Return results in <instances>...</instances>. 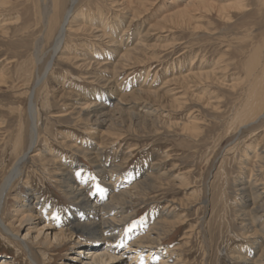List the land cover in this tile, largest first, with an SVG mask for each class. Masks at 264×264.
<instances>
[{"label": "rangeland", "instance_id": "rangeland-1", "mask_svg": "<svg viewBox=\"0 0 264 264\" xmlns=\"http://www.w3.org/2000/svg\"><path fill=\"white\" fill-rule=\"evenodd\" d=\"M8 1L0 10V185L15 158L29 146L28 95L46 67L53 42L51 37L48 39L53 24L50 18L54 15L50 9L52 0ZM124 1L120 0L111 9L107 5L109 0H81L76 9L75 14L85 12V20L76 19V25L91 30L75 31L76 25H71L61 58L55 60L49 79L34 95L41 117L37 124L36 152L47 155L55 164L43 165L40 154L29 155L21 181L16 182L3 206L6 225L13 223L20 204L38 201L33 209L43 215V221L59 225L53 232L61 227L74 228L71 226L74 209L83 208L71 200L62 180L55 176L60 168L73 174L75 183L81 185L89 180L84 186L89 188L88 198L95 196L103 203L112 195L104 181L108 176H113V182L121 179L120 192L152 178L153 187L130 206V218L120 229L121 237L136 238L139 233L149 231L154 221L172 222L182 217L186 225L174 228L168 235L154 237L157 243L150 246L152 255L148 256L150 249L146 248L139 255L142 259L138 264L149 261L148 264H159L162 258L167 264H244L238 260L239 256L258 259V244L251 249V243L243 235L247 229L241 225L237 211L245 201L238 191L240 184L249 181V174L242 168V156L253 157L257 142L264 141V119L245 128L253 118L248 115L250 100L259 95V90L250 88L253 78L248 70L263 61L259 57L264 55V15L260 18L261 31H257L252 21L259 20H243L236 14L227 22L210 14L208 4L185 8L189 0ZM102 20L104 23L100 25ZM254 35L259 38L257 41L252 40ZM246 40L257 43L242 47ZM203 71L209 79L196 75ZM109 91L116 93L115 97L109 96ZM105 94L111 103H106L102 113H93L90 118L78 114L77 108L84 107V102L101 103L99 99ZM121 95L123 102L129 104L130 112L141 117L133 125L126 120L111 125L108 116H103ZM175 98L182 101L176 104ZM206 100L210 101L209 105ZM185 127L188 128L185 130ZM97 184L104 189L103 193L97 191ZM263 202L261 199L257 204ZM73 220L76 222L77 218ZM43 223L35 221L40 228ZM261 226L259 222L256 224L257 228ZM29 228L14 221L19 239H23ZM86 233L77 232L76 238L69 241L52 240L48 246L45 235L35 240L37 243L31 239L36 236L33 230L27 239L35 242L29 256L20 242L8 240L0 230V259L10 264H32L31 258L37 264H68L83 241H91ZM128 239L126 243L130 245L132 241ZM257 240L264 246L263 235ZM125 250L121 248L119 254ZM129 263L133 259L125 255L116 264Z\"/></svg>", "mask_w": 264, "mask_h": 264}, {"label": "bare ground", "instance_id": "bare-ground-1", "mask_svg": "<svg viewBox=\"0 0 264 264\" xmlns=\"http://www.w3.org/2000/svg\"><path fill=\"white\" fill-rule=\"evenodd\" d=\"M37 1V0H36ZM39 1V0H38ZM49 1V0H48ZM107 1V0H106ZM120 1V0H119ZM118 0H109L108 2V7H110L111 9L113 7H116V5H118ZM122 1V0H121ZM126 1V0H125ZM124 1V2H125ZM136 1V0H135ZM31 2V1H30ZM34 2V1H33ZM41 2V1H40ZM88 2V1H87ZM140 2V1H139ZM155 2V1H154ZM187 2V1H186ZM45 3V1H44ZM82 3L81 0H52V5L51 8L52 9V14H54L52 17L50 15V20L52 19V28L51 25L49 27L50 31H48L49 33V37L48 39L51 37L53 42L51 43V50H50V57L48 62H46L47 64L45 65L46 67L44 68V70L42 71V73H40V75L36 78V82L33 85V87H31V90L29 92V104H28V109L27 111L29 112V120H30V134H29V138L27 140L28 143V147L27 150H25L22 154L18 155L15 158V162L14 164L11 166L9 172L4 176V179L0 185V230L5 234V236L8 238V240H13L20 242L23 247L27 250V252L29 253V256L32 255V251L33 247H35V245L33 243H35V240H39L41 236L45 235V239L48 244V246H50L52 244V240L53 241H66L69 239H73L76 238V233L77 232H87L86 235H88L89 239L91 240L90 242H84L77 248V251H75V254H73L71 262H69L68 264H116L117 262L121 261L123 259V257L125 255H130V258L133 259V263H129V264H138L137 262L142 259L141 253L142 251L146 250V248L150 249L148 250V256L151 254L153 250L150 248V246L154 245L157 243V240L154 238L157 235H168L170 234V232L174 231V228L177 229V227L182 226V225H186V220H184L182 217L178 218L177 220H173L172 222H169L168 220L163 221L164 223L161 222H151V228L149 231H147L146 233L142 234L139 233V236L134 238H129L128 236L125 237H121L122 232H120V229L123 228V224H125V221L130 218V213H129V208L130 206L133 205V203L138 200L141 196V194H145L146 192H148L153 186H151V183H153V179L152 178H148L145 181H142L140 183H134V188L132 187L131 190L129 191H124V192H120V186L121 179L115 180L113 182V176H108L104 181L106 183V185H108L109 190L107 189V191H111L110 193H112L111 198L108 200V202H101L100 199L98 200V197L96 198L94 196V198L90 199L88 198L86 192H88L89 188L88 187H84L85 183H89V180H86L85 182L78 184L75 183V179L74 177H72V175L70 176L68 172H66L65 169H58L57 173H56V177H60L59 179L62 180V184L64 185V190L68 193L69 197L71 198V200L78 204L81 208H76L74 209V214L73 216H71L72 218V225H74V228L71 230L68 229H62V227L60 228V230L58 229L57 232H53L57 230V228H59V225H57L56 223H51V221H43V218L41 215V213L39 214V212H36L33 208L34 204H37L38 201H33V203H28L27 204H20L19 208L16 209V214L17 217L13 220V223L11 224H7L5 223V210L3 209L4 203L7 202L9 196H10V191L13 189L14 185L16 184V182L21 181L22 179V172L24 171V168L26 166V164L29 162L28 158L29 155L32 154L33 156H38L40 153L36 152V147L38 146L37 142H38V128H37V124H38V119L39 118V113L37 106L35 104L36 98H35V92L38 88H40V85L45 83L49 78L48 75L51 73L54 65H55V60L57 58H61L60 53H62V50L64 49V43L67 37V34L71 31V25H76L77 20L83 22L84 19V13H82L81 15L79 14H75L76 9L80 6L79 4ZM90 3V2H89ZM123 3V2H122ZM149 3V1L147 2ZM7 4H9L8 0H0V10L2 9V7H5ZM51 4V3H50ZM129 4V3H128ZM136 4V3H135ZM139 4V3H137ZM152 4V3H150ZM173 4V3H172ZM184 4V3H183ZM208 4V8L210 10V14L213 15H218L222 20L230 22L231 20H233V17L237 15H241L242 19H249L252 20H259V22L256 21H252L253 25L258 28V30L261 31V27L262 25H260V18L261 16L264 15V0H189L186 4H185V8H188L190 5L193 6H203V5ZM254 4V6H253ZM35 5V4H34ZM141 5V3H140ZM255 5L257 7H255ZM95 6V5H94ZM97 6V5H96ZM135 6V5H133ZM145 6V4L143 5ZM147 6V5H146ZM43 9H44V4L42 5ZM119 7V6H118ZM123 7V6H122ZM130 7V6H129ZM99 8V7H98ZM97 8V9H98ZM124 8V7H123ZM190 8V7H189ZM198 8V7H197ZM200 8V7H199ZM33 9V7H32ZM127 8H124V10ZM131 9V8H130ZM183 9V8H182ZM196 9V8H195ZM195 9H191L195 10ZM205 9V8H204ZM37 10H40L39 8ZM122 10V11H124ZM185 10V9H183ZM188 10V9H187ZM186 10V11H187ZM101 11V10H100ZM104 11V10H103ZM182 10H180L179 12H181ZM205 11V10H204ZM20 12V11H19ZM41 12V10L39 11ZM176 12V11H175ZM36 13V12H35ZM34 13V14H35ZM43 13V12H42ZM173 13V12H172ZM184 13V12H183ZM38 14V13H37ZM176 15V13H174ZM173 14V15H174ZM88 15V14H87ZM100 15H102L100 13ZM179 15V14H178ZM185 15V14H184ZM188 15V14H187ZM37 16V15H36ZM40 18H42L41 15H39ZM92 16V15H91ZM90 17V19H93L92 17ZM103 16V15H102ZM130 16V15H129ZM181 16V15H180ZM183 16V15H182ZM47 17V16H46ZM86 17V15H85ZM168 17V16H167ZM171 17V14H170ZM184 17V16H183ZM34 18V17H33ZM38 18V16H37ZM87 18V17H86ZM133 18V17H132ZM165 18V17H164ZM172 18V17H171ZM219 18V19H220ZM75 19V21H74ZM176 19V18H175ZM172 19V20H175ZM40 20V19H38ZM94 20V19H93ZM167 20V19H166ZM42 19L40 20L41 23ZM135 21V20H134ZM165 21V20H164ZM170 21V20H169ZM250 21V22H251ZM27 22V21H25ZM43 22V21H42ZM93 22V21H92ZM90 21V23H92ZM102 22V24H101ZM163 22V21H162ZM166 22V21H165ZM164 22V23H165ZM174 22V21H173ZM46 23V22H45ZM104 21H100V25H103ZM185 24V23H184ZM188 24V23H187ZM31 25V23L29 24ZM106 25V24H105ZM104 25V26H105ZM167 25V24H165ZM227 25V24H226ZM37 26V25H36ZM31 27V26H30ZM77 27V28H76ZM76 29L75 31H81L83 30L84 32H89V30H91L90 28H84L82 25H76ZM152 27V26H151ZM83 28V29H82ZM94 28V27H93ZM100 28V27H99ZM31 28H29L30 31ZM33 29V28H32ZM73 29V28H72ZM96 29V28H95ZM94 29V30H95ZM101 29V28H100ZM24 30V29H23ZM34 30V29H33ZM36 30V29H35ZM49 30V29H48ZM161 30V29H160ZM263 30V28H262ZM28 31V30H27ZM38 31V30H37ZM256 31V32H257ZM96 32V31H94ZM99 32V31H98ZM102 32V31H101ZM33 33V32H32ZM35 33V32H34ZM37 33V32H36ZM47 33V34H48ZM73 33V32H72ZM100 33V32H99ZM229 33V32H228ZM71 34V33H69ZM94 34V33H93ZM91 34V35H93ZM102 34V33H101ZM254 34V33H253ZM76 35V34H74ZM78 35V34H77ZM108 35V34H107ZM256 35V34H255ZM252 38V40L257 41L262 35L261 32L258 33V37L256 36ZM30 36V35H29ZM28 36V37H29ZM98 37V35H97ZM34 38V37H33ZM102 38V37H101ZM227 38V37H225ZM114 39V38H113ZM30 40V39H29ZM261 41V40H260ZM29 42V41H28ZM73 42V41H72ZM253 43V41H250ZM249 40H246V42L242 45V47H246L249 43ZM214 43V42H213ZM248 43V44H247ZM257 43V42H255ZM253 43V44H255ZM29 44V43H28ZM69 44V43H68ZM239 44V43H238ZM252 44V45H253ZM264 44V43H263ZM261 45V44H260ZM68 47V46H67ZM260 47V46H259ZM219 49V48H218ZM87 50V49H86ZM249 51V50H248ZM130 52V51H129ZM247 52V51H246ZM262 52V51H261ZM131 53V52H130ZM242 54V53H241ZM125 56V55H124ZM130 56V55H127ZM259 56V55H258ZM264 56V55H263ZM260 56L259 58L261 60H263L259 65L257 66H251V68H249L248 70V74L250 75V77H252V82L250 84V88L253 87L252 89L255 90H259V95L257 97V99H255V97L251 98V113L248 114L251 118V116L253 117L249 125H246L245 128L247 127H251L252 124H254L255 122H258L259 120H263L264 119V57ZM63 58L66 59V57H64V55L62 56ZM126 57V56H125ZM249 57V56H248ZM69 58V57H68ZM124 58V57H123ZM247 58V57H246ZM122 59V58H121ZM124 61V59H123ZM131 61V60H130ZM249 61V60H248ZM133 62V61H132ZM138 62V61H137ZM254 62V61H253ZM127 63V62H126ZM139 63V62H138ZM203 63V62H202ZM249 63V62H247ZM84 64V63H83ZM134 64V63H133ZM90 65V64H89ZM127 65V64H126ZM245 65V64H244ZM105 66V65H104ZM121 66V63H120ZM124 66V65H123ZM192 66V65H191ZM83 67V66H81ZM86 67V66H85ZM84 67V68H85ZM88 67V66H87ZM86 67V68H87ZM118 67V66H117ZM204 67V66H203ZM101 68V67H100ZM119 68V67H118ZM122 68V67H121ZM170 68V67H169ZM120 70V69H119ZM225 70V69H224ZM197 72V71H196ZM195 72V73H196ZM164 74V73H163ZM238 74V73H237ZM242 74V73H241ZM197 76H206L207 79H209V75L207 72H204L202 74L198 73L196 74ZM246 75V74H245ZM190 76V75H189ZM193 76V75H192ZM213 76V75H212ZM10 77V76H9ZM191 77V76H190ZM195 77V76H194ZM205 77V78H206ZM214 77V76H213ZM48 78V79H47ZM187 78V76L185 77ZM197 78V77H196ZM181 79V78H180ZM189 79V78H187ZM193 79V78H191ZM251 79V78H250ZM195 80V79H194ZM198 80V79H196ZM203 80V79H202ZM241 79H239L240 81ZM114 81V80H113ZM184 81V80H183ZM191 81V80H190ZM210 81V80H209ZM216 81V80H215ZM249 81V80H248ZM254 81V82H253ZM112 82V81H111ZM110 82V83H111ZM176 82H180L179 80ZM185 82V81H184ZM199 82V81H197ZM201 82V81H200ZM205 82V81H204ZM100 83V82H99ZM105 83V82H104ZM227 83V82H226ZM241 83V82H239ZM181 84L183 85V83L181 82ZM180 84V85H181ZM196 84V82H195ZM202 84V82L200 83ZM108 85V84H107ZM176 85V84H175ZM174 85V86H175ZM178 85V84H177ZM181 85V86H182ZM198 85V83H197ZM186 86V85H185ZM184 86V87H185ZM229 86V85H228ZM249 86V85H248ZM192 87V86H191ZM193 87H196L193 84ZM207 87V86H206ZM236 87V86H235ZM42 88V87H41ZM187 88L189 89L190 86L187 85ZM179 89H181L179 87ZM192 89V88H191ZM190 89V90H191ZM198 89V88H197ZM204 89V88H203ZM235 89V88H234ZM174 90V89H173ZM183 90V89H182ZM195 90V88H194ZM193 90V92H194ZM245 90V89H244ZM181 91V90H180ZM39 92V91H38ZM111 92V91H109ZM128 92V91H127ZM139 92V91H138ZM137 92V93H138ZM147 92V91H146ZM171 92V91H170ZM185 92V91H184ZM245 92V91H244ZM112 93V94H111ZM108 93L109 96L114 95L113 97H115V94H113V92ZM178 93V92H177ZM186 93V92H185ZM64 94V93H62ZM140 94H142L140 92ZM139 94V95H140ZM181 94V93H180ZM179 94V95H180ZM212 94V93H211ZM238 94V93H237ZM144 95V94H143ZM149 95V94H147ZM172 95V94H171ZM187 95V94H185ZM193 95V94H191ZM37 96V95H36ZM107 96V94H105L104 96L102 95V97H100L99 100H101V103H97L96 101H86L83 103L84 107H79L77 108L79 111V115H86L87 117H91L93 113H102L104 109H106V103H111V98L110 99H105ZM129 96V95H128ZM131 96V95H130ZM142 96V95H141ZM157 96V95H156ZM155 96V97H156ZM196 97L198 95H195ZM246 96V95H245ZM250 96V95H249ZM255 96V95H254ZM127 97V96H126ZM149 97V96H148ZM173 97V96H172ZM175 97V95H174ZM190 97V96H189ZM193 97V96H192ZM75 98V97H73ZM105 101H104V99ZM136 98V96H135ZM133 98V99H135ZM140 98V97H139ZM178 98V96H177ZM195 98V97H194ZM204 98V97H203ZM201 97V99H203ZM248 98V96H247ZM153 99V98H152ZM161 99V98H160ZM171 99V98H170ZM183 99V98H181ZM196 99V98H195ZM250 99V97H249ZM116 100L119 102H117L116 105H114V107L112 109H109L105 114H103V116H108L111 125L113 123L116 122V124L120 121L121 123L124 122L125 120L128 121L130 123V125H133L134 122H137L141 117L137 116L136 114H134V112H130L129 108V104L124 103L123 99H122V95L121 97L119 96V99L116 98ZM136 100V99H135ZM158 100V99H157ZM156 100V101H157ZM176 104H178L180 101L179 99H174ZM205 100V99H204ZM104 101V102H103ZM208 102V105L210 103L209 100H206ZM236 101V100H235ZM234 101V102H235ZM240 101V100H239ZM242 101V100H241ZM249 101V102H250ZM103 102V103H102ZM174 102V101H173ZM174 102V103H175ZM184 102V101H183ZM245 102V101H244ZM135 103V102H134ZM173 103V105H174ZM206 103V102H205ZM183 104V103H182ZM247 104V102H246ZM38 105V104H37ZM169 105V103H168ZM172 105V104H171ZM187 105V104H186ZM82 106V105H81ZM148 107V106H147ZM162 107V106H161ZM171 107V106H170ZM177 107V106H175ZM244 107V106H243ZM247 107V105H246ZM250 108V107H249ZM171 109V108H170ZM180 109V108H179ZM113 110V111H112ZM242 110V109H241ZM240 112V111H239ZM236 114V113H235ZM98 115V114H96ZM94 115V116H96ZM79 116V117H80ZM101 116V115H98ZM246 117V118H249ZM233 117H231L232 119ZM83 119V117H82ZM141 120V119H140ZM145 120V119H144ZM98 121V120H97ZM105 121V120H104ZM248 121V120H247ZM148 122V121H147ZM232 122V121H231ZM249 122V121H248ZM127 124V122H125ZM152 123V122H151ZM194 123V122H191ZM190 123V124H191ZM227 123V122H226ZM189 124V123H188ZM248 124V123H247ZM93 125V124H92ZM138 125V124H137ZM183 125V124H182ZM129 126V125H128ZM155 127V125H152ZM157 126V125H156ZM173 126H177V125H173ZM191 125H188V127ZM194 126V125H193ZM192 126V127H193ZM130 127V126H129ZM152 127V128H154ZM187 127V128H188ZM191 127V128H192ZM231 127V126H230ZM4 128V127H3ZM144 128V127H143ZM182 128V127H181ZM185 127V130L187 129ZM190 128V129H191ZM16 130V129H15ZM234 130V129H233ZM21 131V130H20ZM27 132V130H26ZM188 132V131H187ZM186 133V132H185ZM192 133V131H191ZM254 134V133H253ZM20 135V134H19ZM195 135V134H194ZM17 136V135H16ZM21 136V135H20ZM25 137V136H24ZM262 137V136H261ZM54 139V138H53ZM244 139V138H243ZM264 141H259L257 142L258 144L256 145V147L253 149L254 151L252 152L253 157L249 156V155H245L242 156L244 158L243 161V166L242 168H244V171L247 172L249 174V181L248 183H242L240 184V189L238 190L240 192V194L242 195L243 198H245V201L243 202L244 205H241V208L238 209L237 211V217H240V219H242L241 221V225L243 226L244 229H247V232L245 231V233L243 234L244 237H246V240L249 241L251 243V249H255V247L258 244V248L260 249L259 251V257L258 259L254 260L251 259L250 257H242L239 256L238 260H241L244 264H264V246H262L259 243H257V237L263 235L264 236V202L262 204H257V202L259 200L262 199V201L264 200V146H262ZM8 143V142H7ZM46 143V142H45ZM65 143V142H64ZM237 143V142H236ZM67 145V143H66ZM234 146V145H233ZM255 146V145H254ZM23 147V146H22ZM73 147V146H70ZM75 147V146H74ZM81 147V146H80ZM91 147V145H90ZM94 147V146H93ZM103 147V146H100ZM99 147V148H100ZM105 147V146H104ZM253 147V146H252ZM76 148V147H75ZM98 148V147H96ZM250 149V148H249ZM79 150V149H78ZM94 150V149H93ZM92 150V151H93ZM244 150V149H243ZM73 151V150H72ZM80 151V150H79ZM99 151V150H97ZM126 151V150H125ZM250 151V150H249ZM16 152V151H15ZM77 152V151H76ZM83 153V151H80ZM87 152V151H85ZM95 152V150H94ZM246 152V151H245ZM247 153V152H246ZM17 154V153H16ZM90 154V153H89ZM41 155V154H40ZM39 155V156H40ZM98 155V154H97ZM101 155V154H100ZM228 155V154H227ZM42 156V155H41ZM47 156V155H46ZM46 156H42L41 161H44V164H55V161L49 158H46ZM80 156V155H79ZM224 157V156H223ZM31 158V157H30ZM86 159V158H85ZM96 160V159H95ZM99 160V159H98ZM34 162V161H33ZM98 162V161H97ZM102 162V161H101ZM38 163V162H37ZM100 164V163H98ZM125 164V163H124ZM159 164V163H158ZM241 164V163H240ZM48 167V166H47ZM159 167V166H158ZM106 168V166H105ZM109 168V167H108ZM107 168V169H108ZM41 169V168H40ZM74 168H71L70 170H72ZM98 169V168H97ZM75 170V169H74ZM109 171V170H108ZM172 171V170H171ZM175 171V170H174ZM52 172V171H51ZM79 172V171H78ZM112 172V171H111ZM77 173V172H75ZM82 173V171L80 172ZM100 173V172H99ZM113 173V172H112ZM111 173V174H112ZM166 173V172H165ZM87 174V173H85ZM102 174V172L100 173ZM159 174V173H158ZM88 175V174H87ZM110 175V174H109ZM115 175V174H114ZM81 176V175H80ZM90 176V175H89ZM140 176H142L140 174ZM83 177V176H82ZM117 177V175H116ZM137 177V176H136ZM168 177V176H167ZM54 178V177H53ZM52 178V179H53ZM77 178V177H76ZM84 178V177H83ZM123 178V177H122ZM231 178V177H229ZM50 179V178H49ZM104 179V178H103ZM144 179V178H143ZM32 180V179H31ZM59 180L58 182L60 183ZM79 180V179H78ZM136 180V179H135ZM161 180V179H160ZM24 181V180H23ZM51 181V180H50ZM56 181V180H55ZM83 181V179H82ZM124 181V180H123ZM30 182V181H29ZM80 182V181H79ZM155 183V182H154ZM159 183V182H158ZM161 184V182H160ZM61 185V184H60ZM91 185V184H90ZM124 185V183H123ZM17 186V185H16ZM90 187V186H89ZM63 188V187H62ZM129 188V187H128ZM155 189V188H154ZM157 189V188H156ZM126 190V189H125ZM128 190V189H127ZM122 191V190H121ZM91 194V193H90ZM95 194V193H94ZM66 195V196H68ZM89 195V194H88ZM23 196V195H22ZM25 196V195H24ZM31 196V195H30ZM91 196V195H90ZM103 197H105L102 194ZM240 196V195H239ZM18 198V197H17ZM20 198V196H19ZM21 199V198H20ZM24 199V198H23ZM36 199V198H35ZM43 199V198H42ZM106 198H104L105 200ZM27 200V199H26ZM244 200V199H243ZM18 201V200H16ZM21 202V201H20ZM242 204V203H241ZM37 206V205H36ZM39 208V207H37ZM46 210V209H45ZM68 211V210H67ZM76 211L78 213V215H76ZM72 212V211H71ZM43 213V212H42ZM83 214V215H81ZM133 214V213H132ZM171 213H169L170 215ZM232 215V214H231ZM174 215H172L173 217ZM68 217V216H67ZM74 218H77L76 222L75 220H73ZM168 218V216H167ZM174 219V217L172 218ZM69 220V219H68ZM66 219V221H68ZM130 220V219H129ZM170 220V219H169ZM14 221H16L17 223L23 225L26 224V226H30L29 231L27 232L26 235H24L23 239H19V232L17 230L14 229ZM35 221L40 222H44L43 225L41 226V228L35 224ZM58 221V220H57ZM55 222V221H54ZM128 222V221H126ZM261 223L262 226L260 228L256 227L257 223ZM71 223V222H70ZM60 224V223H59ZM69 224V223H68ZM194 224V223H193ZM252 224V225H251ZM61 226V225H60ZM127 226V225H126ZM127 229V228H126ZM34 230V232H36V236L35 237H31V239H33V241L35 242H31L30 239H28V237L31 234V232ZM192 230V229H191ZM127 231V230H126ZM139 231V230H138ZM71 232V233H68ZM125 232V230H124ZM131 232V231H130ZM219 232V231H218ZM236 232V231H235ZM137 233V232H136ZM174 233V232H173ZM238 233V232H237ZM125 234V233H124ZM128 234V233H127ZM129 235V234H128ZM216 238V237H215ZM237 238V237H236ZM261 238V237H260ZM43 239V238H42ZM126 239H128L127 241L131 240L132 243L130 245H128V243H126ZM187 239V238H186ZM77 240V239H76ZM85 240V239H84ZM213 240V239H212ZM56 242V243H57ZM37 243V242H36ZM43 243V242H42ZM60 244V243H59ZM147 244V246H145ZM12 245V244H11ZM40 245V244H39ZM228 245V244H227ZM6 246V245H5ZM206 246V245H205ZM20 247V246H19ZM53 247V246H52ZM125 248V252L121 254H119V251L121 250V248ZM154 247V246H153ZM24 249V250H25ZM232 251V250H231ZM134 252V253H133ZM44 254V253H43ZM34 255V254H33ZM156 255V254H155ZM154 256V255H153ZM230 256V255H229ZM233 256V255H232ZM248 256V255H247ZM149 258V257H148ZM32 264H37L33 258L30 259ZM36 260V258H35ZM78 260V262H76ZM75 261V262H74ZM171 261V260H170ZM9 261H5V260H1L0 259V264H10L8 263ZM150 262V261H149ZM149 262H146L145 264H148ZM167 260L165 258H162V261L159 262V264H167Z\"/></svg>", "mask_w": 264, "mask_h": 264}, {"label": "snow or ice", "instance_id": "snow-or-ice-1", "mask_svg": "<svg viewBox=\"0 0 264 264\" xmlns=\"http://www.w3.org/2000/svg\"><path fill=\"white\" fill-rule=\"evenodd\" d=\"M91 179H95V177H92ZM96 189H97V191L100 192V193H103V192H104V189L101 188L98 184L96 185ZM57 218H58V217H57Z\"/></svg>", "mask_w": 264, "mask_h": 264}]
</instances>
